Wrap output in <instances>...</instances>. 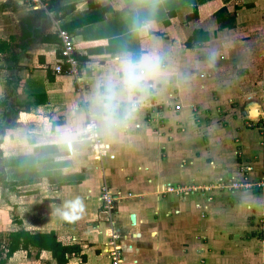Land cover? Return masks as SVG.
<instances>
[{
	"label": "crops",
	"instance_id": "1",
	"mask_svg": "<svg viewBox=\"0 0 264 264\" xmlns=\"http://www.w3.org/2000/svg\"><path fill=\"white\" fill-rule=\"evenodd\" d=\"M42 3L44 8L37 9L32 0H0V42L10 44V49L0 54V61L6 57L7 63L0 66L13 77L10 98L14 101L8 99L6 105L2 102L6 108L3 120L11 118L13 123L6 127V133L2 132L4 124L0 125V171L6 178L10 174V181H6L11 190V210L16 213L11 231L53 233L64 246H76L78 251L66 264H111L107 252L109 230L120 236L123 264H176L177 247H169L161 239L165 233L162 225L175 214L171 215L172 209L163 210L174 206L175 212L178 206L186 207L188 201H176L175 196L173 201L172 190L163 189L177 182H193L190 137L179 147L175 139L178 133L170 125L180 120L184 129L192 127L190 119L169 115L165 125L161 121L164 129L153 128L155 120L146 116L150 105L144 91L135 111L116 134H91L75 141L71 148L63 142L62 134L91 121L98 84L123 58L155 57L161 79L169 77L180 83L186 65L198 69L193 64L195 57H202L208 50L204 45L210 42L209 26L214 20L220 24L217 12L227 8L229 13L232 9L236 17L242 0ZM69 5L74 8L68 14L56 11ZM193 13L195 18L187 19ZM134 18L148 26L133 28ZM29 25L38 29L36 41L22 50V31ZM59 29L75 38L82 59L80 84L52 71L59 58ZM196 30L207 33L208 40L188 46V38ZM47 34L57 35L58 40L39 42L41 35ZM174 88L170 86L163 94L169 95ZM165 96L151 107L164 117L171 114L167 108L172 106L171 100L163 103ZM157 104H163V113L161 106L154 107ZM97 141L98 149L93 148ZM163 144L162 155L159 146ZM105 189L114 198L109 212L102 200ZM171 233L175 234L176 228L170 227ZM8 264L58 263L51 252L30 248L28 252H16Z\"/></svg>",
	"mask_w": 264,
	"mask_h": 264
},
{
	"label": "rangeland",
	"instance_id": "2",
	"mask_svg": "<svg viewBox=\"0 0 264 264\" xmlns=\"http://www.w3.org/2000/svg\"><path fill=\"white\" fill-rule=\"evenodd\" d=\"M228 14L236 13L231 9ZM233 27L221 28L212 21L210 42L204 45L208 50L193 63L198 69L188 63L178 84L169 77L162 80L158 72L144 94L150 105L146 116L155 120L153 128L164 129L161 121L165 125L169 115L190 119L192 125L184 129L180 120L170 124L178 133L179 147L190 137L193 157V182H177L163 189L172 190L173 201L175 197L188 201L186 207H176V213L174 206L163 210L172 209L171 215L175 214L162 225L165 233L161 239L167 246L177 247L176 264H264V0H242ZM5 63L6 57L0 65ZM12 81V74L0 66L3 133L13 123L11 118L3 120L6 108L2 106L8 99L14 101L10 98ZM170 86L175 90L165 96ZM161 96L167 97L162 98L163 103L172 101L167 108L171 114L165 117L151 108ZM164 145L159 146L162 155ZM1 173L0 249L16 218L9 200L10 174L6 178ZM170 227L176 228L175 234H170Z\"/></svg>",
	"mask_w": 264,
	"mask_h": 264
},
{
	"label": "clouds",
	"instance_id": "3",
	"mask_svg": "<svg viewBox=\"0 0 264 264\" xmlns=\"http://www.w3.org/2000/svg\"><path fill=\"white\" fill-rule=\"evenodd\" d=\"M147 26L146 22L141 24L133 19V28ZM157 74L155 57L123 58L98 84L92 99L91 121L66 129L62 134L63 142L71 148L75 141L91 134H116L135 111L141 94Z\"/></svg>",
	"mask_w": 264,
	"mask_h": 264
},
{
	"label": "trees",
	"instance_id": "4",
	"mask_svg": "<svg viewBox=\"0 0 264 264\" xmlns=\"http://www.w3.org/2000/svg\"><path fill=\"white\" fill-rule=\"evenodd\" d=\"M74 5L58 7L57 12H62L64 14H68L73 10ZM238 9V7H236ZM58 17V15H57ZM216 17L218 22L220 23L222 28H232L235 22V14H228L227 8L222 9L217 12ZM194 13L189 15L187 19H194ZM38 29L35 28L34 25H29L28 27L24 26L22 31V40L23 43L19 45L22 50H25L31 43L35 40L34 34H37ZM34 36V38H33ZM58 40L57 35L55 34H47L40 38L39 42H56ZM191 40V42H190ZM188 46L192 45V42H204L208 40L207 33L203 31L196 30L193 33V36L190 38ZM10 49V44L6 42H0V54L6 52ZM78 59L80 57L78 56ZM6 105V101L3 102ZM1 161V156H0ZM1 171H0V179H1ZM6 183V181H5ZM21 224V223H20ZM30 248L38 249L39 251H49L51 252L53 258L56 260L58 264H66L69 261V257L71 254H75L78 251L76 246H64L60 242L57 241L55 234H32L25 229H21L19 231H11L8 234L7 241L2 245V249H0V264H7L9 259L18 251H27Z\"/></svg>",
	"mask_w": 264,
	"mask_h": 264
},
{
	"label": "built area",
	"instance_id": "5",
	"mask_svg": "<svg viewBox=\"0 0 264 264\" xmlns=\"http://www.w3.org/2000/svg\"><path fill=\"white\" fill-rule=\"evenodd\" d=\"M32 2L36 5L37 9L44 8L42 0H32ZM58 37L60 41L59 58L56 63L51 66L52 71L56 75L72 77L80 84L82 63L78 59V50L75 45V38L69 31L64 29L58 30ZM97 143L98 141L95 142L93 148L98 149V146H96ZM102 200L105 210L108 212L111 211L113 208L114 198L106 189L102 195ZM107 235L109 239L107 243V252L111 259V264H123V248L119 241L120 236L112 230H109Z\"/></svg>",
	"mask_w": 264,
	"mask_h": 264
},
{
	"label": "water",
	"instance_id": "6",
	"mask_svg": "<svg viewBox=\"0 0 264 264\" xmlns=\"http://www.w3.org/2000/svg\"><path fill=\"white\" fill-rule=\"evenodd\" d=\"M132 220L135 221V215L134 214L132 215Z\"/></svg>",
	"mask_w": 264,
	"mask_h": 264
}]
</instances>
